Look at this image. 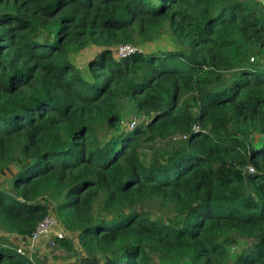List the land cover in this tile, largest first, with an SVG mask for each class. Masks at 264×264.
<instances>
[{"label": "trees", "instance_id": "trees-1", "mask_svg": "<svg viewBox=\"0 0 264 264\" xmlns=\"http://www.w3.org/2000/svg\"><path fill=\"white\" fill-rule=\"evenodd\" d=\"M63 252L264 264V0H0V264Z\"/></svg>", "mask_w": 264, "mask_h": 264}, {"label": "built area", "instance_id": "built-area-1", "mask_svg": "<svg viewBox=\"0 0 264 264\" xmlns=\"http://www.w3.org/2000/svg\"><path fill=\"white\" fill-rule=\"evenodd\" d=\"M144 52L145 50L143 48L133 45H125L121 46L117 53L118 57L122 59L137 53ZM195 129L199 130V127H196ZM251 171L253 172V169H251ZM58 226L59 224L57 222V219L53 215L46 217L42 222H40L35 232L31 236L29 243L30 250H33L41 239H43L44 237H48L52 233L55 234L57 238L64 239L66 234L63 229L57 228ZM17 251L18 253H24L23 248H19Z\"/></svg>", "mask_w": 264, "mask_h": 264}, {"label": "rangeland", "instance_id": "rangeland-1", "mask_svg": "<svg viewBox=\"0 0 264 264\" xmlns=\"http://www.w3.org/2000/svg\"><path fill=\"white\" fill-rule=\"evenodd\" d=\"M170 43H171L170 39L168 37L164 36L163 38H161L158 41H156L154 44L146 45L143 48H144V50L146 49L145 51H148V52L150 50H153V51L164 50L166 48L168 49V48L171 47ZM94 52L95 51L91 50L90 52L81 54L79 57H77L76 63L79 66H84L88 62V60L91 59V56L94 55ZM39 246H41V245H39ZM36 247L33 250H30L31 254H32V252H34ZM37 253H38V255H40L38 250H37ZM51 255L52 256L49 258L51 264H65L67 262V260H69L68 258H76V257L79 256L78 253H74V254L70 255L68 253L65 254L64 252L63 253H57V254L56 253H54V254L51 253Z\"/></svg>", "mask_w": 264, "mask_h": 264}]
</instances>
